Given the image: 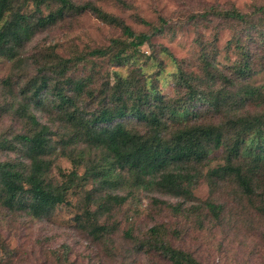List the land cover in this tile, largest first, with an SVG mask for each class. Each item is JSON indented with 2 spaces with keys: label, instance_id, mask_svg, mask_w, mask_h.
<instances>
[{
  "label": "rangeland",
  "instance_id": "rangeland-1",
  "mask_svg": "<svg viewBox=\"0 0 264 264\" xmlns=\"http://www.w3.org/2000/svg\"><path fill=\"white\" fill-rule=\"evenodd\" d=\"M72 1L76 5L92 3L135 32L160 31L120 65L112 62L109 54L94 56L89 51L109 46L112 39L123 41L122 26L101 20L87 9L70 11L53 24L36 29L15 57L0 56V161L23 160L15 135L26 133L29 125L12 108L39 70L51 68L59 58L72 60L66 76L88 79L79 98L87 114L108 102L100 90L112 85L116 75H134L151 83L165 99L185 97L187 89L179 76L193 77L191 84H200L205 90L227 92L220 107L198 101L194 113L180 117L178 123H219L244 114L264 117V14L258 11L264 0ZM55 8L50 1L37 7L33 0H26L23 12L45 16ZM232 8L244 13L251 23L218 14ZM244 60L250 67L241 77L236 71ZM248 86L254 88V95L238 97ZM42 98L43 105L31 106L38 121L51 130L47 178L59 183L63 174L73 171L78 177L65 201L43 217L9 210L0 203V264H174L151 246L156 235L191 253L199 264H264L263 124L258 127L259 137L225 127L230 141L237 139L240 144L242 174L252 176L255 184L252 194L244 193L232 176L222 171L213 174L225 163L227 151L211 147L203 163L186 166L190 173L201 174L189 187L190 194L173 195L156 189L147 176L138 178L121 166L113 167L107 181L85 173L103 162L104 150L90 149L82 138L71 136V126L48 105L52 97L43 93ZM119 121L129 129H147L130 117ZM79 152L84 156L75 166L71 156ZM259 153L260 159H255ZM89 222L106 226L109 232L95 235Z\"/></svg>",
  "mask_w": 264,
  "mask_h": 264
},
{
  "label": "trees",
  "instance_id": "trees-1",
  "mask_svg": "<svg viewBox=\"0 0 264 264\" xmlns=\"http://www.w3.org/2000/svg\"><path fill=\"white\" fill-rule=\"evenodd\" d=\"M48 1L53 2L56 8L42 16L36 13L25 14L23 10L26 0H0V56L15 57L18 49L36 29L53 24L70 11L87 9L101 20L122 26L125 35L123 41L112 39L109 46L89 51V55L94 56L109 54L112 62L120 65L133 57L138 47L160 31V28H154L151 33L135 32L92 3L76 5L72 0H33L37 7ZM258 11L263 15L264 7L260 6ZM218 14L226 19L251 23L244 13L235 8ZM71 62L70 59L59 58L51 68L42 67L27 89L21 92L22 99L12 108L18 118L28 123L29 129L26 133L15 135L23 149V160L0 161V203L7 209H20L32 217H43L65 201L67 191L75 185L78 177L73 171L68 175L63 174L64 179L59 183H53L47 178L51 166V160L47 157L51 146V130L38 121L31 106V103L43 105V93L52 97L48 100L50 108L71 126V136L82 138L90 149L104 150L101 156L103 162L86 170L88 175L100 176L103 181L111 180L113 167L121 166L138 178L147 176L156 189L173 195L190 194L189 187L196 183L201 174L190 173L186 166L203 163L211 147H222L227 151L225 163L215 169L216 173H212L216 175L218 171H222L223 175L232 176L244 193H253L255 184L252 176L242 174L244 169L239 159L240 144L237 139L230 141L226 128L238 129L246 134L256 133L259 137L261 130L258 127L264 125L261 114L227 117L226 121L219 123H178L180 117L194 113L198 101L210 102L216 108L220 107L227 92L214 93L210 89L200 88V84L192 85L190 80L193 77L179 76L183 87L187 89L185 97L178 100L165 99L151 83L139 80L134 75H116V81L112 85L106 84L100 90L103 100L108 102L99 110L87 114L80 107L79 98L88 79L66 76L72 66ZM249 67L250 62L244 60L237 68L238 76H244ZM46 70L52 72L45 74ZM87 93L93 97L89 90ZM237 95L240 98L251 97L254 95V88H243ZM126 117L143 122L147 129L140 132L127 128L119 121ZM174 122L178 124H173ZM63 151L64 148L62 153ZM66 155L70 154L66 152ZM260 155L262 154H257L255 159H260ZM83 156V152H79L71 156V162L77 166V161ZM109 197L122 199L117 196ZM207 205L216 208L212 203ZM87 225L95 235L109 232L106 226H95L90 222ZM87 225L84 224L83 227ZM151 244L174 264H199L191 253L167 244L157 235Z\"/></svg>",
  "mask_w": 264,
  "mask_h": 264
}]
</instances>
